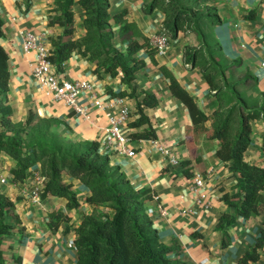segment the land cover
Here are the masks:
<instances>
[{"label": "crops", "instance_id": "0c3cea01", "mask_svg": "<svg viewBox=\"0 0 264 264\" xmlns=\"http://www.w3.org/2000/svg\"><path fill=\"white\" fill-rule=\"evenodd\" d=\"M109 1L112 17L126 11V18L137 23L145 36L150 38L162 31L165 13L160 9L151 13L145 10L151 0ZM55 2L0 0V15L4 20V37L0 42L10 55L8 99L13 108L12 119L15 122L25 120L33 110L39 116L59 120V130L71 140L98 141L100 127L107 124V116L105 111L95 108L94 100L125 97L131 107L130 133L152 130L154 137L134 138L130 144L136 151L134 157L101 151L110 156L114 166L125 172L135 189L150 192L152 197L146 202V210L161 240L169 245L178 243L188 264H240V259L254 247L264 228V189L258 201L259 213L251 218L237 214L236 207L223 200L225 193L238 192V173L217 155L220 141L208 136L212 121H207L198 132L195 130L188 107L173 94L170 79L160 67L171 71L181 86L195 98L198 107L206 115L212 116L217 110L227 109L230 104H223L225 93L222 99L216 95L217 91L211 87L198 63H186L185 52L187 49H199V60L206 56V60L211 61V50L219 48L213 52V58L220 65H230L229 69L221 72L231 82L224 87V91L232 89L234 81L246 78L248 84L239 86V90L247 91L249 100L255 101L263 110L261 118L251 121V143L245 152V160L264 168V0H201V7L205 11H214V14L211 19L201 23L200 29L181 31L176 38L171 37L166 55L155 52L152 58L147 48L137 53L146 66L137 72L132 95V88L122 84L120 76L112 77L103 73L99 77L94 71L95 64L75 52L62 70L56 69L61 77L68 80L85 79L93 83L94 89L81 99L93 109L92 121L82 120L72 109L55 104L39 88L33 74L36 53L23 48L22 30L46 33L50 49L51 39L63 34L62 26L50 24V13ZM73 11L74 37L79 39L86 33L85 9L80 0H75ZM112 23L114 44L125 50L128 42H122L119 36L120 24ZM146 93L155 95L158 104L144 108L149 123L134 127L132 123L139 118L137 102ZM3 99L0 97V109ZM153 139L173 148L181 164L174 166L156 149ZM15 163L10 156L0 153V175L11 177V168ZM197 172L205 175L206 185L202 192L206 194L210 207L193 213L191 209H198L197 195L190 190V185ZM71 181L80 202L76 208H70L66 198L54 195L43 199L41 205H35L23 183L13 179L2 187L3 192L14 202L12 213L7 216L13 228L2 239L4 264L77 263V248L72 241L75 242L79 224L96 206L87 202L90 194L88 187L79 180L67 179V182ZM155 194L159 199L154 197ZM161 206L167 215L161 214ZM97 208L106 210L104 207ZM58 212L66 214L68 219L53 229L51 222ZM224 214L236 215V221L226 231L218 228ZM250 264H264V247L260 250L259 260Z\"/></svg>", "mask_w": 264, "mask_h": 264}, {"label": "trees", "instance_id": "16d2710c", "mask_svg": "<svg viewBox=\"0 0 264 264\" xmlns=\"http://www.w3.org/2000/svg\"><path fill=\"white\" fill-rule=\"evenodd\" d=\"M200 1L151 0L145 10L149 13L155 9L162 10L165 13L164 28L172 38H176L181 31H197L202 22L213 16L214 11H205ZM74 3L75 0H56L51 10L50 24L62 26L64 32L57 39H51L50 61L58 70H62L64 64L77 52L95 64L94 71L99 77L103 73L112 77L120 76L122 84L132 88V95L137 72L146 66V62L137 53L147 48L154 58L156 52L150 45V38L142 33L137 23L126 18V11L112 17L109 0H80L85 9L86 33L77 39L74 37ZM112 21L120 24L119 36L122 42H128L125 50L114 44ZM3 26L4 20L0 15V40L4 37ZM218 49L211 50V61H207L206 56L199 60V49H187L185 52L186 63H198L202 67L206 79L220 99L226 91L230 96V106L225 110H217L212 116L206 115L198 107L195 98L181 86L171 71L164 66L160 69L170 79L173 94L188 107L195 130L198 132L207 121H212L208 136L220 141L217 155L238 173V192L225 193L223 200L236 207L237 214L251 218L259 213L258 201L264 189V168L247 162L245 152L251 143V121L261 118L263 110L255 101L249 100L247 91L239 90V86L248 84L246 78L234 81L232 89L224 91L225 86L220 79L227 81V78L221 72L229 69L230 65H220L213 58V52ZM10 81V55L0 42V97L4 98L0 109V153L4 152L16 162L11 168L13 181L23 183L30 170L38 168L46 179L43 199L49 195L66 198L69 207L76 208L80 205L78 195L72 189L73 182H67L68 178L76 179L88 187L90 194L87 202L96 206L76 229V264H188L178 243L169 245L161 240L146 210V202L152 197L150 192L135 189L125 172L114 166L110 156L100 150L98 141L71 140L59 130V120L39 116L33 110L25 120L15 122L12 119L13 108L8 99ZM157 104L158 98L146 93L137 102L139 118L132 126L149 123L144 108ZM250 105L253 107L248 108ZM189 134L191 137L190 130ZM149 137H154L152 130L132 133L133 139ZM13 208L14 202L0 186V264H4L2 239L13 228L7 221ZM66 219V214L56 213L51 227L58 228ZM235 221L236 215L224 214L218 228L226 231ZM263 247L264 228L254 247L240 259V264L259 260Z\"/></svg>", "mask_w": 264, "mask_h": 264}, {"label": "built area", "instance_id": "2783aa9c", "mask_svg": "<svg viewBox=\"0 0 264 264\" xmlns=\"http://www.w3.org/2000/svg\"><path fill=\"white\" fill-rule=\"evenodd\" d=\"M23 38V48L28 52H35L37 56L36 64L33 68V74L40 89L46 95L51 97L55 104H62L72 109L82 120L92 121L93 109L82 102V96L94 89L93 83L88 80H68L59 75L56 66L50 61L51 49L47 43L46 33H37L32 30H22L20 32ZM171 35L164 28L162 31L150 37V45L159 55H166L170 48ZM264 65V63H263ZM96 109L105 111L107 116V124L100 127L98 142L100 150L106 153L119 152L129 157H134L136 151L130 147L133 142L132 134L129 131V123L131 119V107L125 97L116 96L108 100L95 99ZM156 149L167 157L174 166L181 164V159L174 153L173 148L153 139ZM13 176L0 175V186L9 183ZM45 177L38 168L31 169L27 178L23 182L30 200L35 205H41L43 202L42 193L45 188ZM206 185L205 175L196 173L190 190L197 195L196 204L198 209L190 210L197 213L198 210L210 207L206 200V194L203 190ZM159 199L158 195H154ZM161 214L167 215L165 209L160 207ZM72 244H75L72 241Z\"/></svg>", "mask_w": 264, "mask_h": 264}, {"label": "rangeland", "instance_id": "374dc122", "mask_svg": "<svg viewBox=\"0 0 264 264\" xmlns=\"http://www.w3.org/2000/svg\"><path fill=\"white\" fill-rule=\"evenodd\" d=\"M223 79H220L221 81V84L224 85V86H227L229 84V81H228V78H227V81H222ZM231 83V82H230ZM227 92V91H226ZM225 92V95H226V98L224 99L225 103L228 104L229 101H230V96H227L228 94Z\"/></svg>", "mask_w": 264, "mask_h": 264}]
</instances>
